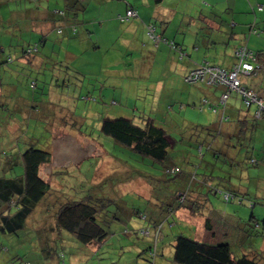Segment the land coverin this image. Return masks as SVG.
I'll list each match as a JSON object with an SVG mask.
<instances>
[{
    "label": "rangeland",
    "instance_id": "rangeland-1",
    "mask_svg": "<svg viewBox=\"0 0 264 264\" xmlns=\"http://www.w3.org/2000/svg\"><path fill=\"white\" fill-rule=\"evenodd\" d=\"M77 1L82 3L79 19L93 20L100 4L95 0ZM107 1L108 5L102 6L103 11L107 10L104 27L111 26L112 29H107L111 34L112 30L131 23H119L116 19L118 7H126L125 1ZM246 1L264 4V0ZM204 2H211V6L216 7L219 12L213 11V14L217 18L216 15L222 17V13H227L229 7L234 8L237 0H164L149 5L148 9L151 14L156 13L153 15L155 20L166 22L167 37L179 39L189 34L193 39H190L191 44L186 42L188 47L192 49L193 45L201 43L203 56L223 65L232 60L234 43L222 44L218 51L211 49L209 52L210 48L202 44L204 38L198 37L196 43V36L209 37L212 32L213 25L207 16H213L203 6ZM66 3V0H0V30H3L0 31V173L8 177L21 174L24 166L18 160L19 155L30 146L52 154L51 162L42 166V174L50 181L52 191L28 219L24 229L14 234L0 231V264H178L173 260L172 243L179 232L208 242L229 243L233 256L246 254L264 264V125L258 122L252 134L223 136L218 129L234 126L233 117L220 123L217 114L200 111L186 103L176 91L172 93V99L169 95L166 101L164 96L157 98L153 111L150 104L153 93L150 95L146 90L143 93L142 84L140 91L132 86L145 80V77L140 79L142 72L138 67L141 52L125 56L123 41L116 37L117 31L113 32L116 45L100 49L96 56L76 42H72L69 49L65 39L58 40L55 47L51 42L56 40V35L50 33L53 41L48 40V48L40 45V51L35 53L36 60L21 64L17 58L21 50L38 43L44 31L49 33L46 29L41 31L43 24L26 32L24 28L29 24L23 22L24 18L39 10L45 18L51 11L65 10ZM248 7L250 10L242 12L250 17L246 23L255 17L249 2ZM58 20L51 18L48 22L53 27ZM94 24L97 28L101 25L99 21ZM254 41L262 44L264 33L262 38L253 36L251 44ZM111 42L105 44L108 46ZM69 51L73 52L70 55L76 56L71 65L87 72L84 78L58 62L66 59ZM50 55L58 59H52ZM124 57L133 61V65H116V68H123L122 89L110 91L108 88L114 83L109 79L106 83L102 70L112 66L110 62L123 63ZM145 61L149 65V61ZM90 80L97 84V89L91 90ZM197 87L207 88L204 85ZM197 87L193 86L199 92ZM177 88H181V84ZM240 108L246 110L242 104ZM120 114L131 116L139 123L145 116H150L167 129L173 139L170 160L181 166L184 175L187 172L196 174L193 190L198 192L202 202H206L204 205L197 202L199 208L183 207L180 217L171 215L163 219L164 239L160 241L161 253L154 263L148 253L152 237L133 231L149 226V220L144 221L135 212L142 209L144 214L153 215L155 209L166 204L164 196L171 197L184 186L185 178L182 174L165 175L152 159L103 134L100 130L102 118ZM250 114H254V107ZM200 145L204 146L202 154ZM251 157H256L258 164L250 163ZM16 160L15 165L12 161ZM5 164L9 169H3ZM231 189L236 190V196L226 201L224 193ZM91 196L112 199L104 216L108 220L104 225L109 236L102 245H84L64 231L63 244L59 242L57 247L54 246L56 253L46 258L36 230L40 227L48 229L55 224L57 201ZM187 198L186 204L191 203ZM164 208L166 211L167 207ZM207 217L211 218L210 230L206 226ZM171 221L176 224L170 225ZM127 228L132 232L126 234ZM51 234L57 237L55 232Z\"/></svg>",
    "mask_w": 264,
    "mask_h": 264
},
{
    "label": "trees",
    "instance_id": "trees-1",
    "mask_svg": "<svg viewBox=\"0 0 264 264\" xmlns=\"http://www.w3.org/2000/svg\"><path fill=\"white\" fill-rule=\"evenodd\" d=\"M123 1H125L127 5L128 0ZM162 2H164V0H154V3L157 4ZM74 4L79 6V1ZM130 5L129 7L126 6L123 12H118L116 14V19L119 23H132L135 21V19L141 18L147 37L155 48L165 45L174 53H176L179 59H187L190 61V63H192L191 67L183 76V81L187 86L193 88V86L197 87V85H204L209 89L213 88L220 90L219 95L215 99L202 96L199 102L190 103L192 106L198 107L200 111L209 110L214 114H217V117L220 119V123L228 122L233 117L230 114V104L237 95L240 97L242 105L246 107V111L248 112H246L247 114H245L242 119H238L239 130L238 132L236 131L232 137L236 136V134L237 136L246 135L248 132L252 134L256 127H258V122H261L264 125V112L261 110L260 104L258 102H251L248 104L245 100V96L240 91L231 90L227 84L219 81L217 83H210L207 78L204 80L196 79L197 75L194 74V72L197 70L214 67L225 70L229 75L233 71L234 66L240 63L241 53L245 51L248 56L243 61L250 63L252 65V69L247 73L240 72L239 79L241 86L252 91L257 96V98L261 99L264 103V96L261 94L259 88V86H262L261 76L264 75V46L255 47L253 43L251 44V39L253 36L262 38L264 33V28H262L261 25L264 19L260 18L262 12L264 11L263 3L259 1L254 3V5H251V8L255 13V17L253 21L245 24L248 30H244L242 33L235 31L232 28L233 26L230 23V20L228 21L226 18L223 19V15L222 17L216 15L217 18H215L213 11L218 10L216 7H214V5L209 8L211 15L214 18L211 16L207 17L213 19V21L215 20L221 27L226 26L227 28L224 30L214 29V27L211 26L212 32L209 37H204L199 34L196 36V38H204L206 44L209 45H215L219 42H224V44L228 46L231 43H234L231 51L233 62L229 66L216 64L206 57L198 61V59L192 55V52L188 51L189 47L191 49V46L188 47L186 45V42L191 44L190 39H193L192 36L186 34L183 38L179 39L169 38L165 33L166 22L155 20L153 15H156V13L151 14L149 12V14H146L145 18H143L139 15L138 11ZM66 6L67 8L65 10L56 9L51 11L50 16L47 15V17H45L46 20L58 18V24L54 25L55 27H53L54 29L52 32H44L38 43L36 42L34 45H28V47L21 50V53L17 57L18 61H24L23 63L20 62L21 64H26L28 61H31V55L35 56V53L40 51V45L44 48H48V40L53 41L49 36L50 33H54L56 35V40L51 42L54 43L53 46H57L58 40L65 39L66 46L69 49L72 42H76V45L82 46L84 42V35L87 36L84 37V39L87 40L88 37H91L93 31H91L89 28H92L93 25H96L94 24V21L101 22L100 19L95 20L96 18H94L93 21L92 19L86 20L83 18V20H81L78 17V10L81 9L80 7L76 6L73 10L72 8H74V5L66 4ZM130 11L133 12L132 15L129 14ZM258 13H260L259 16ZM81 24H83L82 27H80ZM103 32L109 36L113 35V32L116 31L112 30L111 34H109V31L104 28L101 32L99 31V34L101 35ZM241 34H243V36ZM92 42L93 39L91 38L89 45L90 43L92 45H90V47L86 48L84 45L82 46L85 50H87L88 53H90V55H92V50L94 49ZM63 43L64 42H61V44ZM108 47H110V45H108L105 49H108ZM193 48H196V44L193 45L192 49ZM126 52L127 49H125L124 52L125 56L133 53V51H130L127 54ZM70 53L73 52L69 51L68 54ZM68 54L66 59L68 58ZM49 57L52 59H58L57 57L55 58L51 55ZM66 59L58 62L63 63L62 65L66 64V68H71L78 75H83L84 78V75H86L87 72L81 67V69L75 68L73 65H71L73 61H68ZM191 76L192 78H190ZM99 77L100 76L94 79L98 80ZM104 80L106 81L105 77ZM90 81L92 85L91 90L97 89V84H95V82L92 80ZM197 88L199 89L202 87ZM104 89H109L110 91L113 90L115 92L117 91L114 88ZM104 89H102V91ZM225 93L228 94L227 99L222 101V97ZM113 102L116 101L114 100ZM183 104L184 103H182V105ZM253 107L254 114L252 115L250 114V110ZM169 109H173V106H169ZM259 112L262 114L259 115ZM213 127L214 126H212L210 130H212ZM229 127H231V125L223 127L222 129H218L217 132H219V134L223 133V136L231 138V136L228 135V132H230L233 127L231 129ZM100 130L103 134L113 138L122 146L130 148L143 157L152 159L154 164L159 166L165 175L170 177L180 176L181 174L184 175L181 166L174 164V162L170 160V150L173 147V139L171 135H169L167 129L164 126L157 124L152 117L145 116L142 119V122L139 123L136 122L131 116L124 114L117 116H105L101 120ZM203 147V145L199 146L201 154L204 151ZM18 160L24 166V170L21 174L8 177L0 173V231L2 233L14 234L24 229L27 225L28 219L35 212L38 206L47 199V196L52 191L50 181H48V179L42 174V166L49 164L52 160V154L49 151L30 146L24 152H22L21 155H19ZM249 160L253 165L258 164L256 157H251ZM17 162V160L12 161V163H15V165ZM12 163L10 165L14 166ZM3 169H9V165L5 164ZM187 174L188 176L185 179L186 181H182L184 182V186L182 185L180 190L177 189L171 197L164 196L166 204L163 206L161 205V208L157 210L155 209L153 215L148 216L147 214H144L142 209H139L135 212L137 215H140V218H142L144 221L149 220V226L142 227L140 229H133V231L136 234L152 237L151 244L148 247V253L150 260L153 263L155 262V259L159 253H161L159 251V244L161 243L160 241L164 239V234L162 233L163 223L165 221H163V219L166 218V216L170 218L174 211L176 209H180L181 207L191 209V206H193L199 208L200 205L198 203L201 205L206 203L202 201L197 203V200H194L196 199L193 198L195 191L193 193L191 187L196 178V174L190 172H187ZM235 191V189H231L230 192L226 191L224 194L228 195V197H225L224 199L226 201H230L235 198ZM186 198L191 200V203L186 204V201H184ZM111 201L112 199L109 197L105 198L93 196L83 199H66L62 202L57 201L56 204L58 207L54 211L55 224L48 229L45 227H40L36 230L40 243L44 245L43 253L45 254L46 258H50L54 255V253H56L54 246L57 247L59 242L63 244L62 239L65 237L62 235V232L64 231L84 245L93 243H99V245H102L105 239L109 236V231L104 225L106 222L108 223V220H106L104 216L105 211L108 209V205L111 204ZM240 202H243V200L240 199ZM164 207H167L166 211V208ZM209 211L210 210H208V212ZM114 217L116 218L117 214L113 215V218ZM210 220L211 218H206V226L208 230L211 228ZM175 224V221H171L170 223L172 226ZM52 232H55L57 237H54V235L51 234ZM125 232L128 234L132 231L131 229L129 230L127 228ZM172 248L173 260L178 264H259L254 258H251L246 254L242 255L241 257L233 256L229 243L208 242L200 240L197 237L188 236L184 234V232H179L174 236Z\"/></svg>",
    "mask_w": 264,
    "mask_h": 264
},
{
    "label": "crops",
    "instance_id": "crops-1",
    "mask_svg": "<svg viewBox=\"0 0 264 264\" xmlns=\"http://www.w3.org/2000/svg\"><path fill=\"white\" fill-rule=\"evenodd\" d=\"M67 3L66 4H71L74 5V8H72L73 10L75 9V7L77 5H75L74 3H76V0H66ZM259 1V0H258ZM95 2H97L100 5H97L98 11L97 13L93 16V19L96 18L97 20L100 19V27H95L94 25L92 26V28H89L91 31H93V34H91V37H88L87 39H84V37L87 36H83V44L84 47H90V45H92L90 43L89 45V41L92 38L93 39V46L94 49L92 50V55L96 56V54L99 52L100 49L102 48H106L107 45L105 44L107 41H112L110 46L112 45V47L115 46L116 43L114 42V35H103V34H99V31L101 32L105 27V20L104 17L106 16L107 10H102V6L103 5H108V1L107 0H95ZM130 2V4H129ZM250 3V6L254 3H251V1H248ZM248 2L246 0H237V3L234 4V8H228L227 13L223 14V17L225 16L226 19L232 24V28L237 31L238 33H242L244 30V28H247V26L245 24H247L246 22L250 20L249 16H244L242 14V12H246L249 9L248 7ZM154 3V0H128L127 3V7H129V5L131 7H134L139 15L143 18H145L146 14H149V5H152ZM206 2H204L203 6H205L206 8H211V2H208L207 4H205ZM114 6V3H112ZM217 4V3H216ZM79 6L77 7H82V3L78 4ZM144 5V8H142ZM241 8H239V7ZM248 7V8H247ZM126 7L124 6H119L118 7V11L123 12L125 10ZM156 8V7H155ZM154 10V9H153ZM30 12V11H29ZM32 14V16L26 17L24 18L23 22L25 21V23H28L29 25L27 27H25L24 29L26 30V32L32 31L33 29L36 28V26L38 24H43L45 26H43L44 28L41 29L44 30L46 29L47 31H52L55 27H51L48 22V20H46L42 15L41 11L39 10L37 11H32L30 12ZM151 13V12H150ZM49 16L51 14H48ZM114 14H112L113 16ZM228 15V16H227ZM19 16H25L24 14H19ZM262 19H264V11L261 14ZM208 22L210 24L213 25L214 29H226L227 27H221L219 24H217V22L211 18H207ZM252 21V20H251ZM262 28H264V21L262 22ZM50 26V27H49ZM119 27V26H118ZM110 30V28L112 29L111 26H107L105 29ZM145 27H143L142 25V20L140 19H135V21H133L130 25L128 26H120V29H114V31L119 30V33L116 35V37L118 36L122 42V46L125 47V49H127V52H132L133 54L136 52L138 53V51L141 52V55L138 56V59L140 60L138 63V67H140V71L142 72L140 75V79L142 77H145V80L141 83V82H136L133 83L132 86H134V88L138 91H140V86L141 84L143 85V93L146 90L148 94L152 95L151 93H153V98L152 101L150 102V104H152L153 106V111H155V101L157 98L159 97H163L166 101L167 96L169 95L170 98L173 97L174 94H172L173 92H179L181 95L179 97H181L186 103H197L200 101L202 96H206L209 97L210 99H215L218 95L220 90L219 89H213V88H207V89H202L199 88V92H196V90L192 87L187 86L184 81H183V76L184 74L188 71V69L191 67L190 61H188L187 59H179L178 55L176 53H174L172 50H170L167 46L163 45L160 46L159 48H155L153 44H151V42L149 41L147 34L145 32ZM3 32V30H0ZM45 32V31H44ZM87 34V33H86ZM243 36V34H241ZM198 43V39L196 40ZM252 41V39H251ZM113 43V44H112ZM201 43L196 44V48L190 49L188 51L192 52V55L195 56L198 61L202 60L203 58H207V56H203L202 52H201V45H199ZM203 45H206L208 52L211 49H214L215 51H218L219 48H221L222 44H224V42H219L215 45H209L206 44V42L202 43ZM253 45L256 47H263L264 46V42L262 44H259V42L254 41ZM145 53V54H143ZM36 56L32 57V60H36L35 58ZM141 57V58H140ZM76 58V56H72L70 54H68V61H74ZM149 61V65L146 64V61ZM19 62L23 63V60H19ZM133 61H129L128 59H126L124 57V61L123 63H121L120 61L117 63H113L110 62L112 64V66L107 67V68H103V72H104V77L106 79V81L109 79L111 80V82L114 83V85L112 86V88L116 89L118 87H120L122 89V69L116 68L117 64L119 65H126L128 66L129 64L131 65ZM233 62V59L227 62H224L223 65L229 66L231 63ZM94 63V62H91ZM133 65V63H132ZM129 69V68H127ZM99 71V70H98ZM146 71V73H145ZM146 75H145V74ZM261 80H262V86L264 84V75L261 76ZM249 80V79H248ZM245 80V81H248ZM179 84H181V88H177L179 86ZM262 86H259L261 94L264 96V88ZM111 88V89H112ZM164 93V95H162ZM122 97V96H119ZM172 99V98H171ZM173 100H177L179 101V98H173ZM114 101V100H113ZM116 104V102H114ZM241 99L239 96H235V98L233 99L232 103L230 104V114L233 116V119L236 121V124L231 125V127H229L230 129L232 128V130L230 132H228V135L232 137V135L238 130H239V121L238 119H242L243 116L245 114H247L246 110H243L240 108L241 106ZM125 115V114H124ZM217 116V115H216ZM218 118V117H217ZM228 129V128H227ZM237 135V134H236ZM188 174L185 173V175L183 176V179L187 178ZM184 181V180H183ZM186 181V180H185ZM184 181V182H185ZM182 188V186H181ZM179 188V190L181 189ZM191 190H193V185L191 187ZM195 197H197L194 200H197V202L201 201V198L198 194V192L195 191ZM175 204V203H174ZM174 206V205H173ZM175 209V208H174ZM182 209L183 207H181L180 209H176L173 213V215H175L176 217H180V215H183L182 213Z\"/></svg>",
    "mask_w": 264,
    "mask_h": 264
},
{
    "label": "built area",
    "instance_id": "built-area-1",
    "mask_svg": "<svg viewBox=\"0 0 264 264\" xmlns=\"http://www.w3.org/2000/svg\"><path fill=\"white\" fill-rule=\"evenodd\" d=\"M129 14L132 15L133 12L130 11ZM247 56L248 54L245 51L241 53L240 63L234 66L233 71L229 75L225 70L214 67L197 70L194 72V74L197 75L196 79L204 80L205 78H207L210 83H217L219 81L227 84L231 90L240 91L245 96V100L248 104H250L251 102H258L260 104L261 110L264 112L263 101L261 99H258L252 91L247 90L241 86V82L239 79L240 72L247 73L252 69V65L250 63L243 61ZM190 78H192V76ZM227 96L228 94L225 93L222 97V101H225L227 99ZM258 114L261 115L262 113L259 112ZM226 197H228V195H226Z\"/></svg>",
    "mask_w": 264,
    "mask_h": 264
}]
</instances>
